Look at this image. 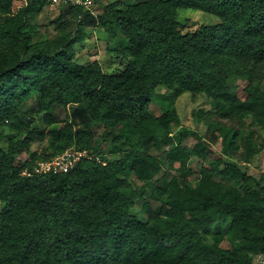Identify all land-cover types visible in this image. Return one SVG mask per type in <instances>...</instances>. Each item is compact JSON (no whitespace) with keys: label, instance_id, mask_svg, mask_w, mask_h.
<instances>
[{"label":"trees","instance_id":"trees-1","mask_svg":"<svg viewBox=\"0 0 264 264\" xmlns=\"http://www.w3.org/2000/svg\"><path fill=\"white\" fill-rule=\"evenodd\" d=\"M15 1L0 0V125L18 122L27 133L7 146L0 142V264H253V255H264V185L235 164L217 159L202 169L198 187L174 186L158 206L144 202L136 214L129 182L134 176L151 183L159 172L160 162L139 148L168 136L185 93L212 98L213 113H253L264 125V93L250 83L243 97L230 83L234 74L252 82L264 73V0H144L126 8L114 2L96 17L67 6L109 34L118 28L128 41L120 49L123 64L111 73L98 61L74 59L70 49L81 36L60 47L32 42L27 15L48 1L30 0L14 13ZM188 9L218 23L185 33L179 12ZM31 96L51 129L23 122ZM155 99L162 108L157 116ZM92 123L123 127L127 138L138 137L136 148L111 163L84 157L68 173L22 175L70 148L91 154ZM48 134L53 153L32 151ZM238 140L235 129L212 123L196 135L194 151L204 160L211 145L221 143L229 153ZM219 176L242 184L225 185ZM219 219L230 220L244 253L220 250L218 237L213 245L203 241Z\"/></svg>","mask_w":264,"mask_h":264},{"label":"rangeland","instance_id":"rangeland-1","mask_svg":"<svg viewBox=\"0 0 264 264\" xmlns=\"http://www.w3.org/2000/svg\"><path fill=\"white\" fill-rule=\"evenodd\" d=\"M141 1L144 0H98L93 13H90L96 17L111 3L118 2L121 7L126 8L128 5ZM28 2L30 0H16L13 12L18 13L27 6ZM85 20V16L79 17L69 12L66 5H54L47 2L42 7H35L27 15L26 31L32 42H50L52 45L56 44V47L81 36L80 41L70 49L74 54V59L82 65L98 61L106 73H111L123 64L120 49L128 45V41L118 28L114 33L109 34L99 26L89 25L87 23L89 19ZM179 20L185 33L195 31L203 24L218 23L214 16L191 9L181 10ZM249 81L247 77L234 74L230 82L232 90L245 97L244 90L251 83L252 87H257L264 93V73L257 72L253 81ZM37 101L36 96H31L25 102L21 112L24 115L23 122L28 124V128L41 127L49 130L51 128L44 124L42 114L36 111ZM175 109L178 116L171 122L168 136L160 133L158 143H150L145 148H139L153 155L160 162V170L151 183L141 182L134 176L129 178L134 201L133 213L136 214L144 202H150L154 207L158 206L162 200L167 198V190L174 186L198 187L202 179V169L213 168L219 158L235 164L242 172L264 185V125L258 122L255 114L228 117L213 113L215 108L212 98L203 93L191 92L177 99ZM151 111L156 116L162 113L158 99L153 102ZM56 115L64 118L65 112L58 109ZM212 123H219L223 127H231L238 131V145L229 153L223 152L221 143L211 145L210 150L204 153L205 159L202 160L200 154L194 151L197 145L196 135L204 136ZM91 128L95 133V150L91 154L86 152V158H94L106 164L122 159L127 152L136 148L138 137H134V140L127 138L123 127L110 130L104 125L92 123ZM26 133V130L19 129L18 122L2 124L0 125V142L7 146L10 139L23 138ZM54 149V139L49 134L44 141L36 142L31 146L32 151L44 155L52 154ZM70 149L73 152L79 151L75 147ZM217 180L230 186L240 187L242 184V182L235 183L220 176ZM257 182H251L249 186L255 188ZM2 207L3 204L0 202V210ZM229 225L230 220H216L211 227L210 234L203 236V241L213 245L218 237L221 238L220 250L236 249L242 254L244 251L240 246V241L230 233ZM253 264H264V255H253Z\"/></svg>","mask_w":264,"mask_h":264},{"label":"built area","instance_id":"built-area-1","mask_svg":"<svg viewBox=\"0 0 264 264\" xmlns=\"http://www.w3.org/2000/svg\"><path fill=\"white\" fill-rule=\"evenodd\" d=\"M54 5H66L80 7L88 12L94 11L98 0H47ZM86 152L76 151L72 149L64 151L62 154L50 160H41L33 167V169H25L22 173L23 176L30 177L35 174H48V173H68L73 170L78 161L85 157Z\"/></svg>","mask_w":264,"mask_h":264}]
</instances>
